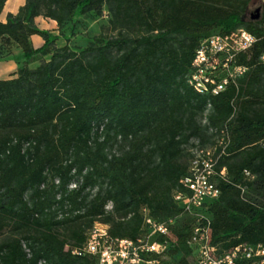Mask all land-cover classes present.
Listing matches in <instances>:
<instances>
[{
  "label": "trees",
  "instance_id": "1",
  "mask_svg": "<svg viewBox=\"0 0 264 264\" xmlns=\"http://www.w3.org/2000/svg\"><path fill=\"white\" fill-rule=\"evenodd\" d=\"M7 1L0 54L18 48L25 60L0 79V264H98L82 254L97 223L138 240L146 217L173 221L162 260L192 264L197 218L174 194L196 142L218 148L211 130L229 136L214 155L226 169L220 196L200 210L212 245L264 243V5L252 19L253 0H26L3 22ZM106 12L113 35L84 49L57 45L64 30ZM239 28L257 39L235 58L247 72L219 95L198 93L189 84L198 49ZM33 36L44 44L35 48Z\"/></svg>",
  "mask_w": 264,
  "mask_h": 264
},
{
  "label": "built area",
  "instance_id": "2",
  "mask_svg": "<svg viewBox=\"0 0 264 264\" xmlns=\"http://www.w3.org/2000/svg\"><path fill=\"white\" fill-rule=\"evenodd\" d=\"M256 41V37L244 28L207 39L197 51L189 84L200 94L219 95L224 92L231 82L247 72L246 68L236 64L235 58L249 50ZM211 133L217 135L218 148H202L196 142V146L190 150L193 157L189 173L180 181L183 191L174 194L175 201L197 218L189 241L196 254L192 264H237L240 259L264 264V243L258 247L243 244L223 253L212 245L211 222L200 210L220 196L216 179L224 178L226 169L217 171L218 159L214 155L219 148L222 155L225 153L229 136L224 131L221 135H218V131L211 130ZM246 174L250 177L249 173ZM108 209H112L111 204ZM145 224L147 234L138 240H130L111 237L109 226L97 223L82 254L98 258V264H175L162 260L169 246L166 238L170 236L173 221L160 224L146 217ZM161 238H165L164 241Z\"/></svg>",
  "mask_w": 264,
  "mask_h": 264
},
{
  "label": "rangeland",
  "instance_id": "3",
  "mask_svg": "<svg viewBox=\"0 0 264 264\" xmlns=\"http://www.w3.org/2000/svg\"><path fill=\"white\" fill-rule=\"evenodd\" d=\"M264 5L263 0H253L251 6L248 10V18L252 15H256V11L260 9V15H262V6ZM71 27L64 30V33L67 36H62L58 41L57 45L63 46L69 43L75 49H84L89 46L91 41L100 35L111 36L113 33L109 30V16L108 13H105V16L101 19L94 20L93 18H83L74 25L73 32ZM56 33V32H55ZM57 34V33H56ZM60 34V32H59ZM69 37V41H66L65 38ZM32 44L35 48L41 47L44 43L43 39L39 36H34L31 39ZM0 79L8 78L13 73H15L20 66L24 63V55L22 51L18 48L14 50L13 55L8 58H2V53L0 54ZM40 63L36 62L31 64V67H36Z\"/></svg>",
  "mask_w": 264,
  "mask_h": 264
},
{
  "label": "crops",
  "instance_id": "4",
  "mask_svg": "<svg viewBox=\"0 0 264 264\" xmlns=\"http://www.w3.org/2000/svg\"><path fill=\"white\" fill-rule=\"evenodd\" d=\"M26 3V0H8L7 3H6V7L4 8V11L1 15V20L3 22H6L7 20V17L10 15V14H17L19 9L24 6ZM36 23L37 25L42 28V29H45V30H49V31H52L53 33H57L59 34L58 32V25L55 21H52V20H48V19H44V18H37L36 19ZM55 33V34H56ZM34 37V36H33ZM44 44V43H43ZM42 44V45H43ZM41 45V46H42ZM17 72V71H16ZM15 72V73H16ZM15 73H13L10 77L8 78H3L2 80H9V79H12L15 77Z\"/></svg>",
  "mask_w": 264,
  "mask_h": 264
},
{
  "label": "water",
  "instance_id": "5",
  "mask_svg": "<svg viewBox=\"0 0 264 264\" xmlns=\"http://www.w3.org/2000/svg\"><path fill=\"white\" fill-rule=\"evenodd\" d=\"M260 9H258L257 11H256V15H252V19H258L259 18V16H260Z\"/></svg>",
  "mask_w": 264,
  "mask_h": 264
}]
</instances>
